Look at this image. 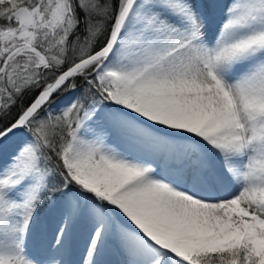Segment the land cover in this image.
<instances>
[{
    "label": "snow or ice",
    "instance_id": "6c2138e0",
    "mask_svg": "<svg viewBox=\"0 0 264 264\" xmlns=\"http://www.w3.org/2000/svg\"><path fill=\"white\" fill-rule=\"evenodd\" d=\"M0 264H264V0H0Z\"/></svg>",
    "mask_w": 264,
    "mask_h": 264
}]
</instances>
